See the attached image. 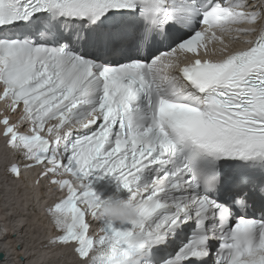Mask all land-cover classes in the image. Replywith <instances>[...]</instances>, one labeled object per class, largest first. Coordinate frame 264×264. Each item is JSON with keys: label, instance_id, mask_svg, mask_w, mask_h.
I'll return each mask as SVG.
<instances>
[{"label": "snow or ice", "instance_id": "obj_1", "mask_svg": "<svg viewBox=\"0 0 264 264\" xmlns=\"http://www.w3.org/2000/svg\"><path fill=\"white\" fill-rule=\"evenodd\" d=\"M258 19L264 0H0V99L31 125L0 119L22 154L6 172L39 167L66 190L51 245L90 264L132 249L141 264H264V30L241 27ZM113 174L130 223L96 219L90 178Z\"/></svg>", "mask_w": 264, "mask_h": 264}, {"label": "bare ground", "instance_id": "obj_2", "mask_svg": "<svg viewBox=\"0 0 264 264\" xmlns=\"http://www.w3.org/2000/svg\"><path fill=\"white\" fill-rule=\"evenodd\" d=\"M246 25L251 28L249 24ZM227 40L225 37V42ZM232 43L234 46L239 42ZM6 144L0 125V168L6 165L9 159L7 147L4 146ZM30 174L31 172L26 171L21 173L19 178L10 181L11 184L7 183L8 177H0V252L6 257V264H22L18 261L20 257H23V264H87V260L77 258L79 256L73 246L57 247L49 243L57 233L32 208L31 201L10 202L11 199L17 200L22 195L21 197L26 199L33 198L37 205V196L42 193V184L37 183ZM29 181L31 188L27 184ZM31 181L35 186H32ZM48 195L51 197L53 193L48 192Z\"/></svg>", "mask_w": 264, "mask_h": 264}, {"label": "clouds", "instance_id": "obj_3", "mask_svg": "<svg viewBox=\"0 0 264 264\" xmlns=\"http://www.w3.org/2000/svg\"><path fill=\"white\" fill-rule=\"evenodd\" d=\"M94 210L97 212L98 221L125 224L138 218L135 204L129 197L127 199L109 197ZM141 260L142 257L137 255L135 249H132L123 258H118L117 264H141Z\"/></svg>", "mask_w": 264, "mask_h": 264}, {"label": "water", "instance_id": "obj_4", "mask_svg": "<svg viewBox=\"0 0 264 264\" xmlns=\"http://www.w3.org/2000/svg\"><path fill=\"white\" fill-rule=\"evenodd\" d=\"M0 255H3V256H4V254H3L2 252H0ZM18 261L21 262V263L23 264V260H21L20 258H19Z\"/></svg>", "mask_w": 264, "mask_h": 264}]
</instances>
